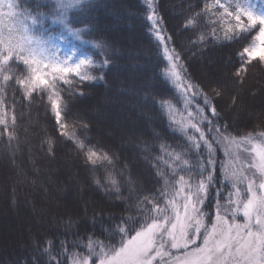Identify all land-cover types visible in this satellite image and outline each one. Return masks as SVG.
Returning <instances> with one entry per match:
<instances>
[{
	"label": "snow or ice",
	"instance_id": "1",
	"mask_svg": "<svg viewBox=\"0 0 264 264\" xmlns=\"http://www.w3.org/2000/svg\"><path fill=\"white\" fill-rule=\"evenodd\" d=\"M143 3L145 27L161 57L157 75L183 98L172 97L182 103V110L162 94L153 102L187 148L175 152L161 146L162 155L153 157L152 165L158 187L124 209L134 215L108 217L109 227L102 229L107 243L88 237L87 255H75L72 264H264V131L234 133L208 92L185 76L181 53L167 34L158 0ZM92 7L93 0H0V137L8 142L16 138L17 91L29 103L37 96L47 97L59 135L74 143L85 165L96 169L112 166L113 155L86 135L81 139L68 131L65 117L70 107L64 100L65 95L84 96L88 83L104 79L94 73H102L110 64V58L100 59L103 43L86 39L93 35L87 27ZM197 7L200 10L186 18L183 29L210 30L199 31L191 41L193 47L249 40L238 53L241 66L235 76L242 77L253 60L264 64V0H204L202 6L197 0ZM81 127L89 130L87 124ZM53 143L49 139L50 153ZM221 149L230 158L226 164L216 158ZM241 153L248 159L242 160ZM105 180L112 189L109 194L123 200L118 181L111 175ZM95 183L105 186L100 179ZM42 243L43 247L34 248L36 256L49 257L43 264H58L55 241ZM59 247L65 249V242L60 241ZM31 264H38L36 257Z\"/></svg>",
	"mask_w": 264,
	"mask_h": 264
},
{
	"label": "trees",
	"instance_id": "2",
	"mask_svg": "<svg viewBox=\"0 0 264 264\" xmlns=\"http://www.w3.org/2000/svg\"><path fill=\"white\" fill-rule=\"evenodd\" d=\"M200 2L202 6L204 0ZM158 7L167 34L173 37L172 43L181 53L187 79L208 92L234 133L264 131V64L253 60L242 77L235 76L241 66L238 53L249 40L209 42L202 49L193 47L191 41L199 31L210 30L183 29L186 18L200 10L197 0H158ZM88 21L93 35L86 39L103 43L100 59L108 57L110 64L102 73H94L103 74L104 79L88 83L84 96H64L70 107L65 119L70 133L75 131L81 139L86 135L92 144L113 155V164L96 169L85 165L74 143L59 135L47 97L37 96L29 103L17 91L16 138L8 142L6 137H0V205L4 204L2 211L14 223L10 226L14 233L15 220L19 226L29 222L31 228L27 233L23 229L22 238L9 249L0 250V264H31L33 257L43 264L49 257H37L34 248L38 244L43 247L46 240L55 241L53 255L58 264H72L75 255H87L84 245L88 237L107 243V233L102 234V229L109 227L108 217L134 215L124 209L134 204L138 196L158 187L152 165L153 157L162 155L161 146L168 145L167 150L175 152L187 148L184 139L169 130L167 116L153 102V98L159 101L162 94L182 110V103L177 104L172 97L181 101L183 98L178 89L171 83L165 84L157 75L161 57L145 27L143 0H93ZM217 32L222 35L219 29ZM130 34L135 36L129 38ZM149 91L153 96H149ZM7 96L11 102V88ZM103 112L104 123L100 121ZM119 113L128 117L131 126H118L124 135L108 136L106 132ZM82 124L88 125L87 132ZM49 139L54 142L51 153ZM216 158L219 163H226L222 149L217 151ZM108 175L118 181L123 200L109 194L112 189L105 180ZM96 179L105 186H97ZM223 195L227 196V191ZM5 234L7 230L2 240ZM60 241L65 242V249H60Z\"/></svg>",
	"mask_w": 264,
	"mask_h": 264
},
{
	"label": "rangeland",
	"instance_id": "3",
	"mask_svg": "<svg viewBox=\"0 0 264 264\" xmlns=\"http://www.w3.org/2000/svg\"><path fill=\"white\" fill-rule=\"evenodd\" d=\"M134 36H135V34H130L129 38H132ZM203 70H202L203 74H206V73H204ZM105 101L111 102L108 99H106ZM105 103H107V102H105ZM93 110H95L93 112H97V113L99 112V114H101L100 111H98L96 109H93ZM105 119H106L105 112H103L102 117L100 118V121H102L104 123ZM120 125L131 126V122L126 115L124 116L123 114L119 113L117 120L109 126L108 131L106 132L107 135L108 136H110V135H117L118 136V134L124 135V133H122V131L120 132L118 129V126H120ZM241 158H242V160L248 159L247 155L244 153H241ZM229 159H230L229 157H226V163L229 161ZM65 160L67 162H69V159H65ZM51 172H54V169H52ZM3 206H4V204L0 205V250L1 249L5 250L6 247H7V249H9L11 247V245L16 244V242L22 238L23 234H21V231L23 229H25V232L27 233V231L31 228V227L29 228V226H30L29 222H24V225L20 224V226H19V224H18L19 222H17L15 220V224L17 223V225H15L14 229H15L16 233H14V231L10 228V226L12 227V225L14 223H12V222L10 223V220L8 219V216L6 215L5 211H2ZM6 230H7L8 234H5L6 237L4 236L5 238H4V240H2L3 239L2 238L3 232H5Z\"/></svg>",
	"mask_w": 264,
	"mask_h": 264
}]
</instances>
